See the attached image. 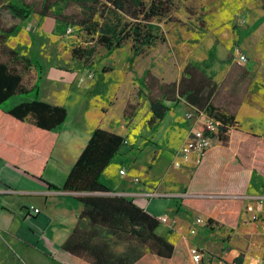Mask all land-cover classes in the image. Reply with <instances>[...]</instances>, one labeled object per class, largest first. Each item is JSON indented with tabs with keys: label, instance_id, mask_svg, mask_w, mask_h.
I'll return each instance as SVG.
<instances>
[{
	"label": "crops",
	"instance_id": "obj_1",
	"mask_svg": "<svg viewBox=\"0 0 264 264\" xmlns=\"http://www.w3.org/2000/svg\"><path fill=\"white\" fill-rule=\"evenodd\" d=\"M245 1L247 0H235L234 4L241 19H244L242 9ZM225 3L227 2L224 0L220 6L223 7ZM260 4L259 1L258 7L253 6L251 15L248 12L244 27L235 25L230 29V42L225 49L221 44L212 46L216 50V63L212 69H217L222 62L228 64L234 47L246 58L245 63L237 65V70H240L237 78L230 77V66H227L224 75L217 74V78L213 80L216 82V92L225 80L238 81L230 86L231 93L226 91L229 92L228 103L232 105V109H220L234 114L237 129L241 133L264 138V9ZM23 22L24 24H15L20 27L15 34H18L17 37L7 39L6 46L13 50L21 44L26 45L32 31L43 35L51 32L55 25L53 19L36 14L28 16ZM210 50L209 48L208 51ZM235 60L233 59L234 62ZM100 64L99 61H94L85 66L80 65L81 72L76 70L75 73L61 67H49L41 72L38 79L39 100L66 109V118L57 131L56 138L51 140L48 149L45 148L47 158L40 179L28 176L10 163L0 160V264H87L60 251L78 223L82 204L76 197L82 194L57 191L50 186L62 187L95 129L105 130L124 139L116 155L104 168L100 182L112 191L110 194L128 197L148 214L164 219L157 234L175 246L177 252L176 258L169 264H179L180 259L185 264H192L189 253L191 247L204 254V264H216L219 260L237 264V259L238 264H264V176L248 173L242 194L238 196L245 209L239 213L235 228L208 229L206 226H195V218L201 217L206 221L208 214L181 204L180 199L201 196L185 194L186 189L203 191L215 186L213 184L217 178L214 179L213 174L217 171L214 168L223 164L218 160L224 154L217 148L220 144L210 147V158L199 167L196 165V156L191 155L188 162L181 163V171L170 173L161 168L159 172H155L153 168L166 151L165 130L171 129L178 135L177 142L169 147L172 158L182 140L188 139L184 135L185 124L188 122L181 114L190 108L182 101H165L167 113L164 118L150 125L148 120L151 111L145 92V102L139 103L135 113L124 119L123 112L129 105L128 97L133 89H129L128 83L121 80L108 91L107 78L101 76L113 73L114 69L109 67L98 77L93 66L100 73ZM122 66L128 68V65ZM37 78L36 75L33 84ZM179 79L180 76L173 82H178ZM120 88L124 89L120 91ZM136 95L139 96L137 93ZM167 103H172L173 106L170 108ZM8 123V128L15 134L34 133L26 124H14L11 120ZM179 137L181 139L178 143ZM237 138L243 139L242 136ZM231 153L235 154L234 151ZM246 158V155L243 156L244 160ZM176 159L177 157L173 162ZM180 166L173 167L179 169ZM121 168L125 171L124 175L119 173ZM223 168L224 172L236 174L241 167ZM171 177L180 179V183L168 184L166 180ZM152 192L162 196H146ZM33 209H37V213ZM191 228L194 229V234L189 233ZM143 261L144 264H160L150 256L144 257Z\"/></svg>",
	"mask_w": 264,
	"mask_h": 264
},
{
	"label": "trees",
	"instance_id": "obj_2",
	"mask_svg": "<svg viewBox=\"0 0 264 264\" xmlns=\"http://www.w3.org/2000/svg\"><path fill=\"white\" fill-rule=\"evenodd\" d=\"M172 0H42L35 8L19 0H7L3 8L10 18L24 21L36 14L54 20V35L64 36L68 29L77 28L89 37L85 46L70 49L71 59L90 61L100 47L109 54L130 44L131 64L135 57L156 43H164L161 21L171 20ZM264 9V4L262 5ZM20 27L0 26L1 52L7 61L0 60V160L10 163L26 175L40 179L47 154L45 148L56 138L57 131L66 118V109L52 106L38 98V79L41 65L35 58L20 56L7 47L6 40L15 35ZM215 47L207 52L201 62H188L182 69L178 82L160 83L149 70L136 79L139 93L146 92L150 107V125L160 122L167 113L165 101H182L188 108L203 113L218 123L214 137L219 141V150L224 154L218 158L223 162L211 189L203 191L185 190L186 193L201 195L191 199L181 198V204L205 211L208 214L206 228L237 226L239 213L245 207L238 198L248 173L264 176V138L241 133L237 129L233 113L223 112L213 104L216 82L207 72L215 60ZM33 66L37 81L31 88L22 82L18 67ZM17 94H28L26 99L9 108L2 105ZM127 105L123 112L126 116ZM25 124L29 121L34 133L15 134L8 128L9 121ZM203 129V126L200 125ZM237 136H242L238 140ZM124 143L122 136L95 129L90 135L79 158L66 176L62 187L50 186L57 191L82 194L76 200L82 204L78 223L60 251L73 259L87 264H144L143 258L150 256L160 264H169L176 258L175 246L157 234L161 222L138 207L130 198L110 194L112 191L100 182L105 167ZM48 151V150H47ZM234 151L235 154L231 152ZM207 149L196 163L203 165L211 156ZM227 153V154H226ZM247 156L244 160L243 156ZM236 169V174L224 172V168ZM239 263V259L236 260ZM179 264H185L183 259Z\"/></svg>",
	"mask_w": 264,
	"mask_h": 264
},
{
	"label": "rangeland",
	"instance_id": "obj_3",
	"mask_svg": "<svg viewBox=\"0 0 264 264\" xmlns=\"http://www.w3.org/2000/svg\"><path fill=\"white\" fill-rule=\"evenodd\" d=\"M25 4H31L37 8L42 0H19ZM173 11L171 13L172 18L169 21H161L159 26L162 28L165 38L164 43H156L153 47L146 49L144 53L140 56L134 58L133 62L130 64L128 58L131 56L129 53L130 44H124L122 47L112 51L110 54L105 53L104 49L98 47L96 53L90 59V61H80L73 60L70 57V49L74 46H85L89 40L88 36H85L82 33H79L77 28L70 29L66 35L58 36L54 35L53 32H45L43 35L37 33H29V41L27 44H21L18 47H15L14 50L20 55L27 58H35L41 65V72L48 69L49 67H61V69H71L75 73L76 70L81 72V66H85L90 62L99 61V69H102V73H99V70L93 66L94 70L100 74L106 72L109 67L114 69L113 73L102 75L107 78V87L108 91L111 90L113 84L119 83L122 81L128 83L129 89H133L130 97H128L129 107L127 108L126 116L133 115L139 103H144L145 97L144 93H139L137 97L136 93L138 91V85L136 79L142 76L144 70L148 69L152 74L156 76L159 80L158 82L167 83L176 81L181 73L182 67L186 62H201L205 58L206 52L211 49L212 46L221 44L222 48H226L228 42H230V29L236 27L235 25L244 27L247 16L250 14V10L254 7H258L259 1L260 5L264 4V0H247L243 4V18L238 16V8L234 6L235 0H225L227 3L220 6V3L224 0H172ZM7 3V0H0V26L8 27L12 24H24L23 21H17L7 14V11L3 6ZM249 12V14H248ZM251 15V14H250ZM237 23V24H236ZM234 32V30H233ZM235 34V33H234ZM18 35V34H17ZM17 35H12L8 40L16 38ZM20 43V42H18ZM1 41H0V60L7 61L8 57L1 52ZM7 45V40L6 44ZM233 56H231L228 64L222 62L221 65L216 69H212L216 63V59L211 64V68L207 71L213 78H217V74L224 75V72L227 70L226 67H229V74L231 76H239L240 70H237V48L234 47ZM129 54V57H127ZM216 57V54H215ZM235 60V62L233 61ZM123 64L128 65V68L125 69ZM226 64V66H225ZM231 64V65H230ZM241 64V63H240ZM98 67V66H97ZM212 69V70H211ZM20 70L23 78L22 82L28 88L34 82L36 78V70L33 66L27 69ZM238 82L235 80H225L224 83L219 86L218 91L213 99V104L222 109H232L230 105L228 93L231 87ZM240 83V82H239ZM237 85H240V84ZM112 85V86H111ZM229 86V87H228ZM231 86V87H230ZM239 88V87H238ZM124 88H120L122 91ZM128 89V90H129ZM226 91H229L226 93ZM28 94H17L9 98L3 105V108H9L18 104L19 102L26 99ZM29 96V95H28ZM168 107H172V103H167ZM223 111V110H222ZM187 110L183 111V115ZM146 118V117H145ZM143 118V120H145ZM205 114H200L197 117L198 124H205L206 120ZM27 127L31 126L29 121H25ZM186 130L184 135L188 138L189 136V124L186 123ZM180 131V130H178ZM182 132V130H181ZM166 137L164 149L166 150L164 155L161 157L157 166L153 169L156 172H159L161 168H165L164 171L172 173L173 171L183 170V166L180 168H174L172 162L176 158L177 152L174 153L173 158L171 157L169 147H172L177 142V137L171 129L165 130ZM181 137H179L178 143ZM185 141L182 140L181 144ZM180 144V146H181ZM212 144H220L218 140H215ZM179 148V146H178ZM177 148V149H178ZM168 150V151H167ZM195 163V162H194ZM180 179L171 177L166 180L170 185H176L180 183ZM234 251V250H233Z\"/></svg>",
	"mask_w": 264,
	"mask_h": 264
},
{
	"label": "built area",
	"instance_id": "obj_4",
	"mask_svg": "<svg viewBox=\"0 0 264 264\" xmlns=\"http://www.w3.org/2000/svg\"><path fill=\"white\" fill-rule=\"evenodd\" d=\"M70 31V29H68ZM66 32V34L68 33ZM237 55V62L238 63H245L246 58L240 54L239 51L235 52ZM203 113H197L195 110L190 109L187 111L183 117L184 119L188 122L189 124V136L188 139L184 142L182 146L179 147L177 150V159L175 162H173L174 167H179L182 162H188L189 158L191 155L196 156V163L199 161L201 155L203 154L204 151L212 147V143L217 140L214 137L215 132L217 131V126L218 123L214 122L211 119L206 118L205 124H198L197 117ZM202 125L203 129L200 128L199 126ZM119 173L124 175L125 171L124 169H120ZM134 181H137V179H134ZM146 196L148 197H160L162 195L157 194V193H149ZM34 213H37V209L32 210ZM160 222H164V219H158ZM255 220V219H254ZM194 225H200V226H206V222L201 219V217H197L194 219ZM190 234H194V229L191 228L189 230ZM190 253V261L192 264H204L203 259H204V254L200 252L199 249L195 247H191L189 250ZM216 264H227L226 261L224 260H219L216 262Z\"/></svg>",
	"mask_w": 264,
	"mask_h": 264
}]
</instances>
